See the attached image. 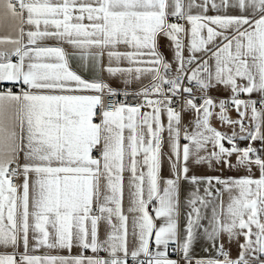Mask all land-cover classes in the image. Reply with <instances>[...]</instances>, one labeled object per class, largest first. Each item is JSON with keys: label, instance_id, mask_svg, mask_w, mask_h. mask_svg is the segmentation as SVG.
<instances>
[{"label": "snow or ice", "instance_id": "obj_1", "mask_svg": "<svg viewBox=\"0 0 264 264\" xmlns=\"http://www.w3.org/2000/svg\"><path fill=\"white\" fill-rule=\"evenodd\" d=\"M8 19L15 36L0 37L11 46L0 50V247L13 251L0 253V264H264V0H0V23ZM161 37L171 41V62L159 51ZM89 71L124 76L126 84L151 80L123 93L135 104L109 107L120 93L81 75ZM218 86L229 99L208 94ZM232 108L238 119L228 115ZM185 113L195 117L187 126ZM213 117L231 134L212 127ZM190 162L248 175H189ZM182 181L193 190L181 236ZM101 222L109 229L103 240ZM198 230L216 257L193 261ZM224 236L238 244L236 260ZM74 245L78 256L33 254Z\"/></svg>", "mask_w": 264, "mask_h": 264}, {"label": "crops", "instance_id": "obj_2", "mask_svg": "<svg viewBox=\"0 0 264 264\" xmlns=\"http://www.w3.org/2000/svg\"><path fill=\"white\" fill-rule=\"evenodd\" d=\"M210 15L213 13H209ZM232 14H238L235 11L232 12ZM170 22H173V19L170 18ZM13 22L8 19L3 21V23H0V37H5V36H15V32L12 31L10 25ZM184 23V21H183ZM184 44H185V57L187 58L188 56V52H187V45L189 44V37L188 36H184ZM48 45H53L55 42L54 41H46L45 42ZM10 45H0V50H6L8 48H10ZM123 50V48L121 49ZM159 51L163 54L164 58L168 61H173L174 59V53H173V48L171 47V41H168L167 38L165 37H161L160 38V47H159ZM198 56L201 54H197ZM70 59H72L70 57ZM16 58L13 57V61L15 62ZM211 63V62H210ZM72 66L74 69L78 70V62L75 59H72ZM103 66L106 67L107 66V59L105 58L104 62H103ZM122 67H127V62L126 61H122L121 65ZM174 75V72L172 73ZM81 75L85 76L86 79H93V78H97V79H101L103 80L105 83L109 84L110 87H112L113 89H116L117 91H121V90H134V89H139L142 88L146 85H148L150 83V76H143L141 77L140 80H135L132 79L131 83L126 84L125 83V79L126 77L124 76H120L117 75L115 77L113 76H109V74L106 71H89V72H81ZM209 95H211L214 99H216L217 101L220 99H227L230 97V92L225 90L223 86H218L217 88L211 89L208 93ZM243 98L247 99L246 96H244ZM259 98V94L258 93H253L252 94V99H258ZM259 107V105H258ZM141 111H149V109H141ZM218 111V109H217ZM228 115L232 118V119H238V114L235 111L234 108L230 109L228 112ZM194 115L191 113H185L184 114V118H183V123L184 125H189L190 121L194 120ZM166 122V121H165ZM246 123H248L246 121ZM211 126L216 128L217 130L221 131V132H226L229 135L232 132V129L228 126H222L219 122V120L215 117H213L211 119ZM193 129L191 127H189V131H192ZM237 131H239V129H236ZM264 130V129H262ZM165 138H167V133L164 134ZM184 141L182 140L181 143H183ZM249 144L248 140H242V141H238V146L241 148L247 147ZM226 146H228L226 144ZM253 146L256 147L257 149L261 148V143L259 141L253 142ZM165 152L168 151L167 147H165L164 149ZM98 155V154H97ZM232 162L235 163V157L232 158ZM190 166L192 168V171L189 172V175H198V176H223V177H235V178H240V177H244L248 175V172L246 169H232V170H228V169H224L223 171H219V170H213L207 167V165H192L190 162ZM146 171V169H145ZM253 173L255 178L259 177V171L257 169H253ZM162 175L164 177H168L170 176V168H169V164L167 162V160L165 159V161L163 162V166H162ZM19 182V181H18ZM128 182H129V173L125 172L124 173V198H123V210H124V214L129 216V221H128V227H129V233H131L132 231V214L128 213V208L130 206V196H129V188H128ZM104 181L101 180V202H102V198L103 195L105 193V188H104ZM192 187L186 182V181H182L181 185H180V216L178 218V226H179V230L181 233V236L183 235V228L186 224V214L189 211V208L186 206V200L189 196V193L192 191ZM203 194V191L201 189V195ZM228 193L225 192L223 193V202L225 204V206L228 203ZM155 203V202H153ZM149 210H151V205L149 206ZM203 214L205 216V219H203L201 221V223L205 226L208 225V218H210L211 216V207L207 208V209H203ZM115 222V221H114ZM157 226H159L161 224V221L157 220L156 221ZM109 231L108 226L106 225V223L101 222L99 225V238L101 240L106 238V234ZM223 242H224V246H225V251L228 252L230 259L232 260H236L239 256V252L240 249L238 247V244L233 241L231 243H229L227 241V237L224 236L223 237ZM240 242H243L242 239ZM133 243V239L131 237V235H129V247L131 249ZM30 247H31V233H30ZM205 249H207V251H205ZM13 250L11 248H3L0 247V253H5V252H12ZM20 251H22V248L20 249ZM33 254H37V255H62V256H78L81 254V249H79L78 247H76L75 245L73 246L71 252H69L67 249H46V248H41L38 252L33 253ZM84 255L85 256H93L95 255L94 253H92L90 250L84 251ZM99 255L101 257L107 258L108 254L106 252H100ZM191 256L193 257V261H195L196 259H207L210 257H216V251L215 249L211 246V243L209 241H207V239L205 238V236L203 235V232L201 230H198L197 233V238L193 243V247L191 250ZM173 259H179V257L177 258H173ZM129 264H131V261L129 262ZM181 264H183V261H181Z\"/></svg>", "mask_w": 264, "mask_h": 264}, {"label": "built area", "instance_id": "obj_3", "mask_svg": "<svg viewBox=\"0 0 264 264\" xmlns=\"http://www.w3.org/2000/svg\"><path fill=\"white\" fill-rule=\"evenodd\" d=\"M173 22H174V20H173ZM180 23H183V21H180ZM150 84V83H149ZM149 84L148 85H146V86H149ZM146 86H144V87H146ZM143 88V87H142ZM141 88H139V89H134V90H121V91H118L119 93H120V95H118L117 97H115V98H112V99H108L106 102H107V104L109 105V107H111L112 106V103H113V100H116V101H123V102H128V103H132V104H135V102H136V99H138V98H134L132 95H129V96H127V97H125L124 95H123V93L124 92H127V93H135V92H137V91H139ZM194 91H195V88H194ZM198 95H199V93H197ZM244 96H242V98H243ZM227 99H229V98H227ZM18 182V181H17ZM151 211V210H150ZM153 215H154V213H153ZM154 247V246H153ZM170 255H171V258H177V257H179V256H177L176 254H172L171 252H170Z\"/></svg>", "mask_w": 264, "mask_h": 264}, {"label": "rangeland", "instance_id": "obj_4", "mask_svg": "<svg viewBox=\"0 0 264 264\" xmlns=\"http://www.w3.org/2000/svg\"><path fill=\"white\" fill-rule=\"evenodd\" d=\"M152 207V206H151Z\"/></svg>", "mask_w": 264, "mask_h": 264}]
</instances>
